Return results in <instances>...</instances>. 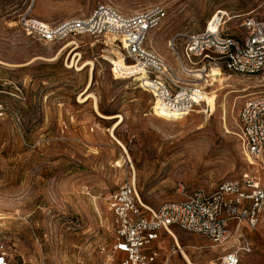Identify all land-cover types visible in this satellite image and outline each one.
<instances>
[{"label":"rangeland","instance_id":"1","mask_svg":"<svg viewBox=\"0 0 264 264\" xmlns=\"http://www.w3.org/2000/svg\"><path fill=\"white\" fill-rule=\"evenodd\" d=\"M100 4L124 14L162 6L167 17L146 44L178 76L172 36L201 32L225 11L224 32L239 37L242 20L264 10V0H0V102L8 109L0 125V243L10 264H114L107 200L126 180L135 178L141 201L156 210L177 199L179 184L212 193L249 170L238 116L247 99L264 92V78L220 69L208 87L193 73L185 80L209 94L210 111L203 104L167 121L153 115L154 99L137 79H114L101 57L109 49L118 57L119 44L82 36L43 45L18 26L22 15L56 25ZM75 53L79 64L94 62L87 89L93 97L85 102L79 101L90 67L68 68ZM191 68L206 75L217 67L203 61ZM98 114L122 117L113 136L115 121ZM173 234L176 242L163 234L157 244L172 255L171 264H186L181 251L195 264H218L222 254L207 240L178 229ZM252 239L253 251L241 264H264V228Z\"/></svg>","mask_w":264,"mask_h":264},{"label":"built area","instance_id":"2","mask_svg":"<svg viewBox=\"0 0 264 264\" xmlns=\"http://www.w3.org/2000/svg\"><path fill=\"white\" fill-rule=\"evenodd\" d=\"M166 17V10L158 5L124 14L109 4H100L87 16L65 19L56 25L22 15L18 26L26 37L43 45L82 36L119 44L125 72L130 73L125 76L137 79L139 86L143 78L154 83L142 87L152 95L154 106L173 101L179 107H189L182 117L203 104L207 106L200 85L185 80L194 73L191 66L197 62L204 61L230 74L264 78V10L259 16L242 20L243 35L239 37L224 32L229 21L225 11H217L201 32L172 36L168 48L178 62L179 76L146 44ZM201 68L204 70L205 65ZM134 71L136 74H131ZM7 116L8 109L0 102V125ZM238 125L249 166L238 181L221 182L212 193L189 191L179 184L177 199L156 210L141 201L135 178L126 180L109 196L111 255L117 259L114 264H171L172 255L157 244L163 234L176 242L174 229L207 240L222 254L218 264H240L241 256L251 253L243 227L252 231L264 223V92L244 102ZM0 264H10L2 243Z\"/></svg>","mask_w":264,"mask_h":264},{"label":"bare ground","instance_id":"3","mask_svg":"<svg viewBox=\"0 0 264 264\" xmlns=\"http://www.w3.org/2000/svg\"><path fill=\"white\" fill-rule=\"evenodd\" d=\"M109 45L111 47L115 48V45L112 43V41H109L107 43V45H105V46L108 47ZM104 53H105L106 56H103L101 58L103 60L109 62L110 65L112 66V68H113L112 72H114V76H115L114 79L115 80L129 79L127 76H125V74H130V73H126L125 72L126 64L122 60L121 53L117 52L118 57L115 56V53L111 49L105 50ZM71 54H73V53H71ZM116 59H119L120 63L118 61H116ZM80 61H81V56L79 54L75 53V55H74V57H73V59L71 61V64L68 66V68H74L76 71H82L84 68L90 67V72H89V77H88L89 78L88 79V85H87V88H86V91H85L83 97H81L80 101H79V102H85L88 98H92L93 97V96L91 97V94L87 95V89L89 88V86L91 84V82H90V74H92V71L94 69V62L93 61H86V62H83V63L79 64ZM214 70H215L214 72H210V73H206L205 72L206 75H204L203 71H195L194 73H198V75H194V78L197 79V80L194 79V81L202 80V81H204V83L208 84L206 86L212 87L215 83L218 82L216 77L220 74L219 70L217 68L214 69ZM131 74H136V72L135 71L131 72ZM151 84H154V83H151L147 79L143 78L142 81H141L140 87H145V86H148V85H151ZM215 93H216V91L212 92L211 95L214 96ZM203 98H204V101L206 102V104L209 105V103H210L209 94L204 93L203 94ZM172 102L173 101L164 102L163 104H160V103L157 102L156 105L154 106V109H153V115L156 118H160V119L169 121V120H172L174 118L182 117L183 115H185V113H183V112L189 111V109H190L189 107H182L184 105H180L181 107H179L177 105H174V103H172ZM95 105H96V102H95ZM98 115L101 118H103V119H105L107 121H113V120L115 121V123H113V126L111 128V132H110V135L113 136L112 135L113 131L122 123V117L121 116H102L100 114H98ZM181 255H182V259L184 260V262L186 264H195V263L191 262L190 259L182 251H181Z\"/></svg>","mask_w":264,"mask_h":264},{"label":"crops","instance_id":"4","mask_svg":"<svg viewBox=\"0 0 264 264\" xmlns=\"http://www.w3.org/2000/svg\"><path fill=\"white\" fill-rule=\"evenodd\" d=\"M263 228H264V223H260V224L257 226V228H256L255 230H252V231L248 230L245 226L243 227V232L245 233V235L247 236V238L249 239V241H250V243H251L252 251H253V246H254V244H253V239H252V234H253L254 232H259V231H260L261 229H263ZM165 253L168 254L166 251H165ZM246 255H248V254H246ZM244 256H245V255H242V256H241L240 264H241V262H242Z\"/></svg>","mask_w":264,"mask_h":264}]
</instances>
